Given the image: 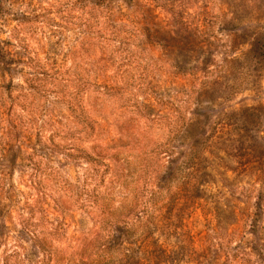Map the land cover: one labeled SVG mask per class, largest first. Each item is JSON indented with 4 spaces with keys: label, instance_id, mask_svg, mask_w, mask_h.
I'll use <instances>...</instances> for the list:
<instances>
[{
    "label": "rangeland",
    "instance_id": "374dc122",
    "mask_svg": "<svg viewBox=\"0 0 264 264\" xmlns=\"http://www.w3.org/2000/svg\"><path fill=\"white\" fill-rule=\"evenodd\" d=\"M0 264H264V0H0Z\"/></svg>",
    "mask_w": 264,
    "mask_h": 264
}]
</instances>
